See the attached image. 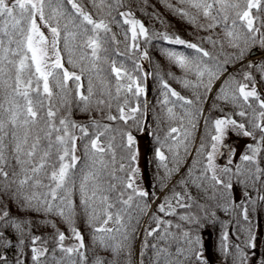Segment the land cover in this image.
<instances>
[{
    "label": "snow or ice",
    "instance_id": "6c2138e0",
    "mask_svg": "<svg viewBox=\"0 0 264 264\" xmlns=\"http://www.w3.org/2000/svg\"><path fill=\"white\" fill-rule=\"evenodd\" d=\"M179 2L189 3L201 10L205 18H210L214 23H209L208 29L220 23L227 24L231 12V29H226L230 38H239V34L234 33L236 28L246 30L251 37L260 31L252 10H259L264 0ZM92 3L100 13L95 18L77 0H0V89L5 92L4 100L0 102V264H26L28 259L32 264H122V257L124 264H144L145 260L148 264H207L198 230L203 226L202 220L216 219L212 207L229 214L238 210L243 221L240 235H234L237 242L231 247L228 232L222 234L219 245L221 253L226 258L230 257L232 264H264V253L260 252L261 237L249 215L250 207L254 208L256 201L247 190L249 187L255 188L257 183L264 187V168L260 167L259 161L260 153L264 150V99L256 90L254 78L245 73L243 79L248 83H241L236 82L235 77H228L221 82L217 99H230L240 102L241 108L246 106L252 109L250 123L256 133L230 117L214 121L216 134L211 137L213 143L206 154V166L202 167L198 176H194L193 169L199 163L198 160L194 161L188 176L192 183L210 182L213 195L209 199L215 203L207 207L197 205L201 208L199 216H180L181 221L194 228L173 225L171 220L164 217L175 215L177 205L181 208L191 207L184 203L186 197L191 199V195L172 189V195L166 196L152 211V203L159 197L150 194L136 182L140 174L136 138L131 131L123 132L120 142L114 146L115 136L111 134V126L103 122V119L119 120L127 125L128 120H132L139 127L136 113L143 116L139 105H130L127 95L120 103V94L131 93L139 98L145 93V88L140 78L133 77L122 62L118 64L116 60H111L108 74L115 80V94L107 88L94 91L93 74L99 77L103 71L99 62H108V57H102L100 53H108V48L104 47L106 43H119L115 41L110 27L115 23L123 29L127 49L119 54L132 61V71L140 68L136 63L137 58L148 59V52L140 47L141 38L148 43L154 36L195 50L197 55L191 58L173 50H165V54L181 68L187 69L193 65L198 77L202 78L205 72L208 73V83L201 80L205 95L211 91V81L218 79L226 69L219 63L214 66V71L208 68L204 58L215 57L197 44L166 33L150 35L149 29L136 18L125 0H92ZM143 3L147 4V0H143ZM65 4L70 5L71 10L65 8ZM217 5L216 15H213ZM167 6L173 7L171 4ZM173 10L184 17L189 16L181 8ZM61 18L66 19L67 23L61 25ZM38 20L50 28L51 41L41 31ZM61 38L69 53L70 65L77 66L72 59V52L77 47L81 49L80 60L89 62L86 88L82 79L85 69L81 68L78 74L64 66L59 50ZM77 39L79 44L74 43ZM208 42L214 46L217 43L211 37ZM232 46L240 48L238 43H232ZM87 49H90V54ZM244 55L245 50L241 49L234 59L242 60ZM257 67L264 71V66ZM249 83L253 84L251 88ZM184 84L187 87L189 82L185 81ZM162 87L164 104L169 103V96L181 101V107L200 102L199 95L195 101L187 99L163 80ZM226 88L232 91L229 93ZM113 100L117 101V115L111 114ZM73 102L77 110L88 115L86 123L71 118ZM253 102L258 104L259 111L253 108ZM167 111L172 114V108ZM196 111L202 113L201 108ZM93 112L103 113V119H96ZM238 115L244 117L246 112L242 110ZM229 126L256 141L255 145H247L248 151L240 157L248 165L243 171L239 165L218 170L215 164L218 145L222 144ZM179 132L180 129L171 127L164 141L157 138L159 147L155 150V158L169 176L179 172V161L169 169V157L162 149L168 138L177 140L178 136L173 134ZM183 135L187 139L190 133L185 131ZM168 147L171 151V146ZM116 148L120 150L119 159ZM185 151L187 153V147ZM203 152L204 145L201 144L197 156ZM234 177L235 182L245 189L243 199L239 201L235 200L233 194ZM179 183L186 188L189 181L182 179ZM259 200L264 201V195H260ZM13 207L17 213L24 215L14 214ZM28 213L58 218L69 226L70 238L74 243L66 245L65 240L69 236L54 223L51 224V238L36 235L33 231L34 221L28 218ZM81 214L90 230L93 251L107 252L111 259L100 254L89 256V245H86L84 235L76 226L77 217ZM138 217L146 219L140 237L142 247L134 253L136 226L140 224ZM133 220L135 224L130 223ZM149 238L155 242L150 243ZM9 252L13 253L11 257L7 255ZM149 252L151 255H148Z\"/></svg>",
    "mask_w": 264,
    "mask_h": 264
},
{
    "label": "trees",
    "instance_id": "16d2710c",
    "mask_svg": "<svg viewBox=\"0 0 264 264\" xmlns=\"http://www.w3.org/2000/svg\"><path fill=\"white\" fill-rule=\"evenodd\" d=\"M78 3L88 12L92 13L94 18L99 15L97 8L93 6L92 0H77ZM127 7L135 13L137 19H139L145 27L149 29V34H162L166 33L171 37L179 36L181 39L188 43L197 44L199 47L204 48L208 51L212 57L215 59L204 58L205 63L208 68L215 70L216 64H223L226 71L219 75V78L228 72L222 81L228 77H235L236 82L248 83L243 79L245 73L251 74L254 78V85L261 99H264V71L261 70L257 65L264 66V54L253 59H248L253 50L264 51V3H262L259 10L253 9L252 14L256 17V26L259 27L260 31L251 37L246 30L240 28L234 29V33L239 34L238 39H233L227 36L226 29H231V19L232 13L229 12V20L227 24H217L216 27L208 29L207 25L209 23H214L210 18H205L201 10L192 7L189 3L181 4L179 0H147V4L143 3V0H125ZM171 4L173 7L169 8L167 5ZM65 8L71 10L70 5L65 4ZM217 5L213 9V15H216ZM181 8L189 13L188 17L177 14L173 9ZM47 15V10H46ZM115 15V13H113ZM195 18L194 22L192 18ZM61 25L67 23L66 19H60ZM203 25L204 27H201ZM112 28V33L115 35V41L119 43H106L104 47L108 48V53L103 51L100 53L102 57L107 56L108 62L104 60L99 62L100 68L103 71L100 73L99 77L93 74L92 82L94 91L100 92L104 88H107L115 94V80L112 76L108 74V63L111 60H116L119 63H123L127 69H129L130 74L133 77H139L142 86L145 88V93L136 98L132 96L131 93L121 92L120 103H123L124 96L127 95L130 105H139L143 116L140 113H136L137 119L140 121L139 127L133 124L132 120H128L127 125L122 121H107L103 119L104 114L93 112L92 115L96 119H103L104 123L111 126L112 135L115 136L114 146L120 142L121 134L126 131H131L133 136L137 138L144 130L148 132V145H147V163L145 172L148 178L146 184H143V189L148 190L150 194H155L156 199L152 203V211L156 210V205L161 203L166 196H171L172 192L170 190L174 189L176 192L186 191L191 195V199L187 197L184 203L191 205L188 208H181L178 205L175 206V215L165 216V220H171L173 225L180 224L182 227H193L187 225L185 221L180 220L182 215H201V208L197 205L211 206L215 202L209 198L213 195V189L209 186L208 181H197L196 183L191 182V178L188 176V170L193 167L194 161H199L196 163L193 169V175L198 176L202 167L206 166V154L211 150L210 146L213 143L211 137L216 134L214 129V121L216 119H224L230 117L237 121V123H244L247 130L256 133L253 129L250 120L252 119L253 112L252 109L240 107V102H232L230 99L225 101L223 99H217L220 95V88L222 83L219 84L217 90L212 93V88L216 81L219 79H213L211 81V91L207 92L205 95V88L201 84L208 83L209 76L205 72L204 76L198 77L195 67L189 65L187 69L181 68L178 64L174 63L165 54V50H173L178 53H183L186 57L191 58L197 55L195 50L188 49L183 45L171 44L163 39L153 37V39L144 43L143 38L140 41V47L148 52V59H143L139 57L136 59V63L140 66L138 71H132V61L128 60L127 56L120 55L119 53H124L127 51L126 45L124 43L125 37L123 34V29L113 23L110 25ZM64 33H61L63 37ZM211 37L212 40L216 41V45L208 42V38ZM74 43L79 44L80 41L77 39ZM232 43H238L240 48H235ZM243 49L245 50V55L242 60H236L234 57L238 52ZM60 54L63 58L64 66L69 71L80 73L81 68H84L83 83L85 88L88 82V68L90 67L87 60L81 61V49L79 47L75 48L72 52V59L76 62L77 66L73 67L68 63L69 53L64 48V41L61 38L59 43ZM90 54V49L86 50ZM131 55V53H129ZM246 60V61H244ZM243 61V62H242ZM249 65H252L249 67ZM203 70V68H201ZM162 80L166 81L171 89L178 92L181 96L187 99L196 100V96H200V102L194 103L191 106L181 107V101H177L175 97L169 96V103L164 104V89L162 87ZM188 81L189 85L186 87L184 82ZM221 81V82H222ZM127 83V81H123ZM194 85H200L199 87H194ZM253 86L249 83V88ZM229 93L232 91L230 88H226ZM5 97V92L0 89V102H3ZM175 101V103H172ZM117 101H112L111 114L117 115ZM168 108H172V114L170 115L167 111ZM197 108L202 109V113H197ZM206 108V111L204 109ZM253 108L259 111L258 104L253 102ZM245 111L246 115L241 117L238 115L240 111ZM63 111V110H62ZM127 112L128 109L125 108ZM71 118L77 122L86 123L88 121V115L82 111L77 110L75 102L72 106ZM195 124V127H193ZM171 127H176L180 129L179 133H174V136H178L177 140H172L168 138L166 146L162 149L165 154L169 157L168 167L172 169L176 166V161H179V172L173 173L169 176L163 167L159 166V162L155 158V150L159 147V141H164L167 136L169 129ZM187 131L190 135L187 139L184 138L183 133ZM258 135V133H257ZM103 139V138H102ZM180 141H183L181 143ZM80 142H78L79 145ZM201 144L204 145V152L197 156V150L200 148ZM256 144V141L249 137L243 148L242 154L235 160H229L224 164L223 167H234L239 165L241 170H245L248 165L242 162L240 157L245 154L248 149L247 145ZM171 146L172 150L169 151ZM187 147V153L185 148ZM117 152V159H119L120 150L115 149ZM174 153L176 154L174 157ZM250 154V153H249ZM260 167L264 168V150L261 151L260 157ZM231 162V163H230ZM222 167V168H223ZM186 179L189 181L187 187L180 185V180ZM233 194L235 200L239 201L243 199L244 186L235 182V177L233 178ZM200 184L201 186H197ZM166 185V186H165ZM252 196V199L256 201L255 207H250V220L255 227L257 234L260 232L261 237V247L260 252L264 253V201L259 200L260 195H264V187L260 183L255 185V188L249 187L247 189ZM151 199V196L149 197ZM212 211L215 212L216 219L214 221L209 220L207 222L201 221L202 227L198 230V234L202 238L203 244V254L207 260V264H232L231 258H226L220 251V241L222 234L227 231L229 234V247L237 241L234 239V235H240V228L243 224L241 220L239 211H235L233 214L225 213L219 208L212 207ZM13 213L24 215V213H17L15 207H13ZM135 216V212L133 213ZM162 215L163 214H159ZM28 218L34 221L33 231L36 235H41L51 238L53 236V228L51 224H56L60 231H63L69 239L65 240V244L68 245V241L72 240L70 238L69 226L58 218L53 216H41L39 214H27ZM140 224L136 226V236L137 239L134 241V253L137 251L138 243L140 242V237L144 230V221L146 218L138 217ZM131 224H135V221H130ZM76 226L82 232L85 238L86 245H89V256L96 254L103 255L108 259L111 256L102 250L93 251V246L90 238V230L87 224L84 222L83 214L77 217ZM155 226L154 224L152 225ZM242 238V237H241ZM149 242H155L152 238H149ZM142 245L140 246L141 249ZM10 257L13 253H7ZM30 256L31 254L28 253ZM151 255V252L148 253ZM122 264H124V258H121ZM26 264H32L31 260L28 259ZM144 264H148L145 260Z\"/></svg>",
    "mask_w": 264,
    "mask_h": 264
},
{
    "label": "rangeland",
    "instance_id": "374dc122",
    "mask_svg": "<svg viewBox=\"0 0 264 264\" xmlns=\"http://www.w3.org/2000/svg\"><path fill=\"white\" fill-rule=\"evenodd\" d=\"M38 23L41 24V31L44 32V35L48 38L49 41H51L52 33L50 31V28L44 25L43 21L38 20ZM225 73L227 74L228 72ZM224 77L225 76L222 75L219 79L223 80ZM248 138L249 137L243 136L239 129H234L232 126H229L226 129L222 144L218 145V152L215 155V164L218 170L221 169L226 162H228L229 160H235L242 154L244 144ZM136 140L138 143L139 153H140L139 155L140 174L136 182L142 187L143 184H146V181L148 179L146 177V173H144L147 163L148 132L144 130L142 134L136 138ZM258 235L260 236V232H258ZM72 243H74L73 240L68 241V245Z\"/></svg>",
    "mask_w": 264,
    "mask_h": 264
}]
</instances>
